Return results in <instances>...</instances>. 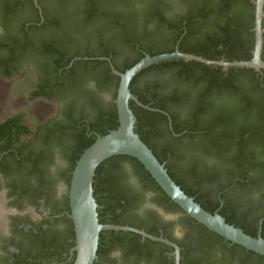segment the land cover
Masks as SVG:
<instances>
[{
    "label": "flooded vegetation",
    "instance_id": "af4514ba",
    "mask_svg": "<svg viewBox=\"0 0 264 264\" xmlns=\"http://www.w3.org/2000/svg\"><path fill=\"white\" fill-rule=\"evenodd\" d=\"M249 2L253 16L250 31L255 41L256 4L255 0ZM187 8L184 0H0V77L4 76L3 70L11 71L12 75L30 59L49 57L70 61L98 59L107 63L110 60L113 66L122 67L145 55L172 48L171 33L165 26L177 23ZM262 9L264 11V2ZM261 25L263 60L264 14ZM57 35L64 39L52 42V37ZM53 44L57 50L54 53L35 51ZM178 44L179 40L174 43L173 52L185 53ZM207 65L221 66L223 72L229 67ZM33 70L34 89L46 87L48 92L53 91L52 97L39 95L38 98L56 104L57 110L55 116L45 121L52 122L42 134L25 133L18 139L11 133L0 138V264H69L75 254V233L67 215L70 207L66 178L77 141L67 133L59 134L58 124L66 121L67 111L73 108L84 111V121L90 122L96 115V107L87 105L88 100L96 101L106 111L110 101L115 103L116 96L114 87L99 90L91 79L77 84L78 93L69 94L60 89V84L54 85L46 79L37 67ZM260 70L254 69L258 74L262 73ZM139 76L140 90L148 84L156 87L158 102L164 103V108L158 109L135 102L155 112L151 122L155 133L152 141L165 155L163 165L186 181L187 170L201 179L198 180L200 185H193L196 195L203 193L202 201L218 204L214 212L227 205L235 209L236 214H243L246 221L263 216L264 180L252 181L258 175L251 166L233 171L228 161L204 155L192 146V140L198 139V135L189 137L185 129L175 133L174 124L182 128L186 121L194 119V114L190 113L196 112V104L187 106L184 89L174 81L168 83L171 71L149 69ZM87 92L90 97L85 99ZM146 96L151 100L152 95L147 93ZM173 96L178 99L172 101ZM214 100V104H208L203 111L202 120L212 121L224 109L221 95ZM128 105L136 118L130 100ZM49 128L54 131L50 133ZM91 134V131L87 133ZM106 173L107 190H103L102 195L112 206V212L104 215L109 224L115 220L120 225L175 244L178 264H253L242 262V251L234 248V243H227L224 238V244L208 235L201 224L175 206L130 159L121 158L109 164ZM188 181L191 185L194 183ZM263 219L259 218V225ZM111 231L100 232L98 244L101 246L100 250L97 246L93 264H177L173 245L133 231Z\"/></svg>",
    "mask_w": 264,
    "mask_h": 264
},
{
    "label": "trees",
    "instance_id": "16d2710c",
    "mask_svg": "<svg viewBox=\"0 0 264 264\" xmlns=\"http://www.w3.org/2000/svg\"><path fill=\"white\" fill-rule=\"evenodd\" d=\"M184 3L188 8L178 18L177 23L165 26L169 33H171L169 38L172 41V48L151 53L150 55L173 52V45L179 40L178 48L182 52L208 60L216 61L222 59V61L231 62L247 61L251 58V51L254 47V36L253 32L250 31L253 25V16L249 0H184ZM88 37L87 35L83 36V38ZM63 39V37L57 35L52 37L51 40L53 42ZM54 47L53 44L51 47H39L35 51L54 53L57 51ZM86 55L91 56L92 54ZM93 55L95 56L96 54ZM137 61L138 59L133 60L122 67L114 66L117 70L124 72ZM37 68L54 85L60 84V89L66 93H78L77 84L91 79L95 81L96 87L99 90L114 87V97L116 96L119 77L111 72L109 64L105 60L79 59L70 61V59L63 57H49L37 60ZM149 69L170 70L171 77L168 83L174 81V83H177L184 89L185 102H188L187 106L189 104H196V112L190 113L194 114V119L190 118L182 128L174 124L175 133L185 129V135L189 137L195 134L198 135V139L192 140L194 141L192 146L201 150L202 154L212 155V157L219 160L228 161L233 165V171L242 166H251L258 175V178L256 177L252 181H256L257 183L259 180H264V69H261L262 73L258 74L253 68L229 66L223 72L221 66L207 65L195 60L185 61L183 59H171L159 62L158 64H152L133 77L129 89L142 104H148L158 109L164 108L162 105L164 103L158 102L154 91L156 87L148 84L141 88L144 91L140 90L137 86L139 75ZM2 73L4 76H10L12 72L3 70ZM147 93L152 95V104L149 103L151 100L146 96ZM39 95L52 97L53 91L48 92L46 87H41L38 90L34 89L30 97L38 98ZM84 95L85 99L90 97L89 92ZM219 95L222 97L224 109L216 114V118L212 121L202 120L201 115L203 111L206 110L208 104H214V99ZM193 98H195L194 102L191 101ZM177 99V96L171 98L172 101H176ZM87 105L96 107V115L90 122L84 121V111L79 112L73 108L67 111L65 115L66 121L58 124L57 131L59 134L63 135L67 133L73 138L75 137L77 141L75 145L76 151L72 157V165L66 178L68 183L70 182L71 170H73L76 160L83 150L94 141L96 134L104 135L109 130L115 129L118 126L116 105L113 101L109 102L106 111L99 107L96 101H91V99L90 101L88 100ZM130 106L136 110V133L152 150L159 162L164 164L165 155L154 147L152 141L155 133L153 132L151 122L155 112L138 106L132 100H130ZM22 120L23 118L20 114H15L0 121V138L11 133L16 134L18 139L25 133L42 134L52 122H44L31 129ZM53 131L50 129V133ZM89 131L93 132L90 136L87 135ZM121 158L133 161L161 189L150 176V173L135 157L117 154L103 160L95 169L92 183L93 197L98 205V221L101 224H109L105 221L106 217L104 215L107 212H112V206L110 207L108 200L102 195L103 190H107L104 184V178L108 176L106 171L109 168V164ZM173 158H175V153L173 154ZM164 167L175 183L187 195L194 197L195 202L211 213L215 211L218 204L202 201L203 193L196 195V188L193 185L196 183L200 185L198 180L201 179H198L192 171L187 170L185 172L188 175L187 181L190 179L194 182L191 185L188 183L189 181L187 182L177 172L174 173L170 167L166 165ZM238 181L241 183L240 180ZM167 198L169 199V197ZM172 203L177 206L174 202ZM179 209L181 210L180 207ZM218 213L227 223L240 227L251 236H256L260 230V234L264 238V219L260 225L258 223L259 218H263L264 215L253 219V221H246L243 214H236L235 209L233 210L232 207H228L227 205L222 206L218 210ZM110 224L119 223L112 220ZM202 226L208 231V235L216 237L224 244L226 243L222 236L208 230L204 225ZM111 232L115 231L112 230ZM116 232L124 233L123 231ZM225 241L230 243L229 240ZM100 246L101 243L98 244L99 250ZM232 246L241 249L240 251H242L243 255L242 262L264 264V255L257 254L235 243ZM74 257L75 254L69 264L74 261Z\"/></svg>",
    "mask_w": 264,
    "mask_h": 264
},
{
    "label": "water",
    "instance_id": "95a60500",
    "mask_svg": "<svg viewBox=\"0 0 264 264\" xmlns=\"http://www.w3.org/2000/svg\"><path fill=\"white\" fill-rule=\"evenodd\" d=\"M264 0H255L254 32L255 41L252 57L247 61H213L181 53L178 51L156 55H145L133 66L124 72L117 70L108 60L111 71L119 77V84L116 94V107L118 126L109 130L104 135L96 134L94 141L86 147L76 160L71 172L68 197L70 212L67 214L73 222L75 233V244L73 250L75 257L72 264H93L96 260L99 234L103 230L133 231L152 239H159L146 234L134 227L126 225L101 224L98 221L97 203L93 197V178L96 167L105 159L125 154L135 157L151 177L166 193V195L177 204L187 215L198 223L204 225L208 230L215 232L232 243L241 245L257 254L264 255V238L258 231L256 236L245 233L240 227L229 224L218 212H209L201 207L194 198L187 195L170 177L164 165L159 162L152 150L142 141L135 131L136 118L129 108V100H133L140 106L143 105L129 90V84L133 76L149 65L174 58L185 60H196L206 64H219L224 67H250L264 69V61L261 59L262 49V25L261 20L264 14L262 9ZM162 240V239H159ZM175 247L176 262L178 264V247L166 240H162Z\"/></svg>",
    "mask_w": 264,
    "mask_h": 264
},
{
    "label": "rangeland",
    "instance_id": "374dc122",
    "mask_svg": "<svg viewBox=\"0 0 264 264\" xmlns=\"http://www.w3.org/2000/svg\"><path fill=\"white\" fill-rule=\"evenodd\" d=\"M37 60L30 59L10 76L0 77V121L20 114L23 122L31 129L55 116L56 104L41 98H31L34 90L33 69Z\"/></svg>",
    "mask_w": 264,
    "mask_h": 264
}]
</instances>
